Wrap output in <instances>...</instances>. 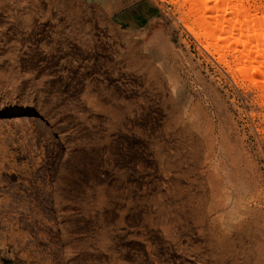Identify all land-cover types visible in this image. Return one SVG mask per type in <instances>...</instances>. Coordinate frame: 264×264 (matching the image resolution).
<instances>
[{"label": "rangeland", "instance_id": "obj_1", "mask_svg": "<svg viewBox=\"0 0 264 264\" xmlns=\"http://www.w3.org/2000/svg\"><path fill=\"white\" fill-rule=\"evenodd\" d=\"M180 2L0 0V264H264V99Z\"/></svg>", "mask_w": 264, "mask_h": 264}, {"label": "bare ground", "instance_id": "obj_2", "mask_svg": "<svg viewBox=\"0 0 264 264\" xmlns=\"http://www.w3.org/2000/svg\"><path fill=\"white\" fill-rule=\"evenodd\" d=\"M179 4L203 48L215 53L227 70L249 81L264 99V3L181 0Z\"/></svg>", "mask_w": 264, "mask_h": 264}]
</instances>
